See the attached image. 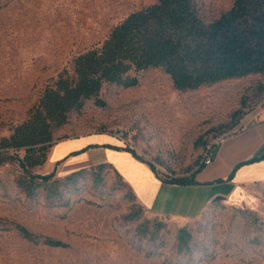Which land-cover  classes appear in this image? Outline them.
<instances>
[{
    "label": "rangeland",
    "instance_id": "374dc122",
    "mask_svg": "<svg viewBox=\"0 0 264 264\" xmlns=\"http://www.w3.org/2000/svg\"><path fill=\"white\" fill-rule=\"evenodd\" d=\"M156 1L0 0V264H264V182L244 184L212 199L198 217L182 219L150 214L122 177L101 163L110 162L111 152L89 159L74 182L67 178L72 172L49 162L56 140L108 132L150 164L157 179L188 176L210 146L264 115V73L180 90L162 67H148L137 73V85L104 83L98 96L52 127L46 159L31 169L52 176L39 179L32 197L17 182L25 150L1 146L47 87L61 75L76 78L80 53L101 46L117 23ZM194 1L211 22L235 0ZM201 191L178 193L198 199ZM17 223L67 245L29 240ZM182 229L190 234L184 249Z\"/></svg>",
    "mask_w": 264,
    "mask_h": 264
},
{
    "label": "trees",
    "instance_id": "16d2710c",
    "mask_svg": "<svg viewBox=\"0 0 264 264\" xmlns=\"http://www.w3.org/2000/svg\"><path fill=\"white\" fill-rule=\"evenodd\" d=\"M148 67H162L180 90L264 73V0H235L211 22L202 19L194 0H157L117 23L101 46L80 53L75 58L76 78L61 75L55 86L46 88L28 119L2 139V147L25 150L18 158L25 172L17 182L28 196L37 193L39 179H51L52 173L40 175L31 169L45 161L52 127L67 122L70 111L81 109L87 99L98 96L104 83L137 85V73ZM106 146L126 149L142 158L128 146ZM261 158L254 156L247 162ZM198 165L188 176L168 178L181 184L196 183L194 174L204 163ZM151 166L156 170L154 164ZM83 170L73 171L67 178L74 182ZM16 228L34 242L67 245L48 236L41 239L21 223ZM179 240L181 249L188 248L190 234L182 229Z\"/></svg>",
    "mask_w": 264,
    "mask_h": 264
},
{
    "label": "crops",
    "instance_id": "0c3cea01",
    "mask_svg": "<svg viewBox=\"0 0 264 264\" xmlns=\"http://www.w3.org/2000/svg\"><path fill=\"white\" fill-rule=\"evenodd\" d=\"M106 144L125 145L122 139L108 132L64 137L51 146L49 162L54 165L60 163L65 172H73L83 167L89 159L97 158L98 154L111 152L113 158L110 162L103 160L101 163H107L122 177L150 214L182 219L198 217L219 194L229 196L244 184L264 182V115L221 138L215 146L211 163L204 164L194 174L196 183H176L168 177H164L163 181L157 179L149 163V166L143 163L129 150ZM82 147L87 148L81 153H74ZM254 156L263 158L247 162ZM97 162L94 161L100 164ZM185 188H200L201 196L196 199L190 194L178 193L179 189Z\"/></svg>",
    "mask_w": 264,
    "mask_h": 264
},
{
    "label": "built area",
    "instance_id": "2783aa9c",
    "mask_svg": "<svg viewBox=\"0 0 264 264\" xmlns=\"http://www.w3.org/2000/svg\"><path fill=\"white\" fill-rule=\"evenodd\" d=\"M215 146H216V145H214V146H210V147L206 150V152L204 153V156H203V158H202V162H203L204 164H209V163H211V161H212V159H213V157H214V155H215V152H216V148H215Z\"/></svg>",
    "mask_w": 264,
    "mask_h": 264
},
{
    "label": "water",
    "instance_id": "95a60500",
    "mask_svg": "<svg viewBox=\"0 0 264 264\" xmlns=\"http://www.w3.org/2000/svg\"><path fill=\"white\" fill-rule=\"evenodd\" d=\"M225 197H226L225 195L219 194L214 199H217L218 200V199H223Z\"/></svg>",
    "mask_w": 264,
    "mask_h": 264
}]
</instances>
